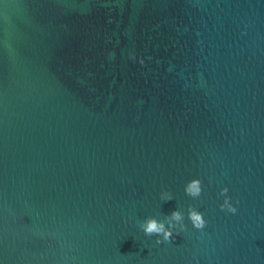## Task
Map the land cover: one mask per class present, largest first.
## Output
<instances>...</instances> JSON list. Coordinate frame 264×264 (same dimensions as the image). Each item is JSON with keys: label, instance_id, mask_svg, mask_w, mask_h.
Masks as SVG:
<instances>
[{"label": "water", "instance_id": "obj_1", "mask_svg": "<svg viewBox=\"0 0 264 264\" xmlns=\"http://www.w3.org/2000/svg\"><path fill=\"white\" fill-rule=\"evenodd\" d=\"M0 264H264V0H0Z\"/></svg>", "mask_w": 264, "mask_h": 264}, {"label": "clouds", "instance_id": "obj_2", "mask_svg": "<svg viewBox=\"0 0 264 264\" xmlns=\"http://www.w3.org/2000/svg\"><path fill=\"white\" fill-rule=\"evenodd\" d=\"M129 58L132 60L136 59V56L134 54H130ZM139 63L142 65L144 63L143 59L139 61ZM185 192L187 195L197 197L201 194V181L199 179H193L189 182L187 187L185 188ZM226 192H228L227 188H224L221 191V195H224ZM168 199H171V196L168 197ZM237 204L239 201L236 202ZM225 208H227L228 212L232 215H235L237 213V208L234 207L231 203H229L228 199H225L224 204L220 206L221 211H223ZM172 218L176 221H180L182 219L181 214L179 212H173ZM189 219L192 221L193 227L196 229H204L206 227V221L204 219V216L202 213L197 211H190L189 213ZM145 233L148 235L151 234H163L165 241H171L173 239V233L170 231H165L162 224H157L155 220H150L147 223V227L144 229ZM175 235H179V233H176ZM158 243L160 241H157Z\"/></svg>", "mask_w": 264, "mask_h": 264}]
</instances>
